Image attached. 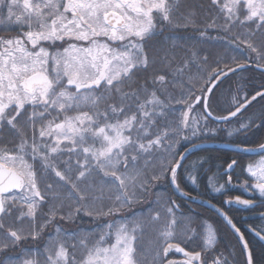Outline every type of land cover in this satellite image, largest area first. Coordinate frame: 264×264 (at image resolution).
<instances>
[{"label": "snow or ice", "instance_id": "snow-or-ice-1", "mask_svg": "<svg viewBox=\"0 0 264 264\" xmlns=\"http://www.w3.org/2000/svg\"><path fill=\"white\" fill-rule=\"evenodd\" d=\"M0 25L9 33L0 35V255L39 240L57 219L117 216L161 181L177 197L157 196L140 214L105 223L98 233L57 226L42 248L22 249L0 264H235L234 252L218 251L213 223L194 208L182 211L178 199L212 209L235 235L244 264H255L229 211L260 208L264 220V142L238 144V152L261 159L245 166L252 179L239 185L250 198L221 206L213 194L237 186L239 162L227 163L224 183L219 170L208 178L203 199L199 173L208 161L189 155L218 131L234 137L264 128V112L240 119L253 102H264V85L253 92L238 87L222 114L211 103L230 73L254 66L264 74V0H208L202 26L186 0H0ZM189 27L199 43L235 45V66L218 60L206 75H194L192 66H207V56L192 51L177 62L165 50L167 72L141 82L138 74L156 63L149 41ZM233 122L234 129L212 126ZM248 231L264 241V226Z\"/></svg>", "mask_w": 264, "mask_h": 264}, {"label": "trees", "instance_id": "trees-1", "mask_svg": "<svg viewBox=\"0 0 264 264\" xmlns=\"http://www.w3.org/2000/svg\"><path fill=\"white\" fill-rule=\"evenodd\" d=\"M186 4L195 13L197 25L202 26L207 17L208 0H186ZM210 34L212 36L217 35L215 31L211 30ZM220 35H224V33H220ZM168 37L175 38V43L178 46L174 48L172 41L167 39ZM198 41L199 32L191 27L179 31H168L162 36H157L155 39L149 41V55L156 58V63L149 73L138 74L141 82L146 76H150L152 72H167V68L162 62V57L165 50H167L170 54L174 53L177 58V62L185 57L191 58L192 51L196 52L201 58L207 56V66H192L191 71L194 75H206L207 67L214 66L218 60H226L229 63H233L232 57L234 55L240 56V50L237 49L235 45L226 47L224 41L210 40L203 43H199ZM244 55H248L247 49H244ZM233 66H235L234 63ZM262 85H264V74H261V72L254 66L248 71H239L230 75L229 77L225 78L222 83H219L216 89H214L215 95L211 99L213 111L218 115L222 114L223 110L227 108L232 94L236 93L238 87H241L242 91L253 92ZM261 112H264V102H253V104L249 106L247 112H245V114L241 116L240 119L247 120L249 117L257 118ZM212 126L217 127L218 129H234L237 127V124L233 122L230 125L223 123L213 124ZM262 142H264V128H254L251 132L247 133L246 136L240 135L234 137H228L225 131H218V135L215 138L200 139L197 141L199 145L222 144L236 147L241 143L244 146L254 147ZM5 143H7V140H5ZM188 147H191V145H188ZM201 157L206 158L208 161L204 165L202 171L199 173L200 186L198 190L201 193L203 199L209 198L208 193L205 192V185L208 182V178L210 176L217 175L219 170L220 175L218 177V183H224L227 177L222 175L223 171L227 167V163L233 159L237 160L240 165L239 167H236L235 171L232 173L233 183L243 184L246 179L251 182L244 175V168L247 164L253 163L256 157L225 149L202 148L194 151L189 156V160L192 161ZM227 193L228 190L223 194H213L214 198L212 199V203H215L217 206H221L223 204V200L228 197L226 195ZM157 196H172L174 199L177 198L174 195L172 189L168 187L167 183L165 181H161L150 189L149 193L144 197L142 203L133 205L131 209H124L117 216L98 217L96 219L85 216L76 223H65L57 219L53 224H49L44 229L39 240L34 241L29 239L23 241L20 248L9 250L6 253L0 255V260L4 259L5 256H17L22 249L42 248L44 244L47 243L49 236L55 234V229L57 226L61 227L66 232L83 230L88 232L96 231L98 233L100 227L105 223L113 222L124 217H131L133 213L140 214L144 209L149 207V205L157 198ZM178 202L183 205L182 211L185 213H187L189 208H194L201 217L207 218L210 222H212L214 227L218 229V251L223 252L225 255L234 252L235 255L232 257V259L235 260V264H244V257L241 254L240 245L237 243L234 235L227 229L224 223L216 215L197 204L185 203L183 199H178ZM25 227L27 228V225H25ZM192 227L199 228V222L194 223ZM246 239L249 241L250 247L253 251L255 264H264V246L253 238ZM191 247L194 250H199L196 245H192Z\"/></svg>", "mask_w": 264, "mask_h": 264}, {"label": "flooded vegetation", "instance_id": "flooded-vegetation-1", "mask_svg": "<svg viewBox=\"0 0 264 264\" xmlns=\"http://www.w3.org/2000/svg\"><path fill=\"white\" fill-rule=\"evenodd\" d=\"M3 27H4L3 25H0V35L9 34L3 31ZM236 185H237L236 187L228 188V193L226 194L228 197H226L225 199L234 198L235 196H240L242 199L250 198L249 195L243 192L242 188L239 186L242 184H236ZM225 209L228 210V207L227 208L225 207ZM260 211H261L260 208H257L255 211H252L248 209L239 210V209H234L232 207V209L229 211V214L233 217L234 222L237 223L238 227H240L242 231L245 233L246 238H253L256 240L255 235L252 232H249L248 228L249 226H256V227L264 226V220H261L259 216ZM174 258L178 260L182 259V257L178 256L177 254H174Z\"/></svg>", "mask_w": 264, "mask_h": 264}, {"label": "water", "instance_id": "water-1", "mask_svg": "<svg viewBox=\"0 0 264 264\" xmlns=\"http://www.w3.org/2000/svg\"><path fill=\"white\" fill-rule=\"evenodd\" d=\"M237 72H239V70L237 71ZM236 72V73H237ZM232 74H234V73H230L229 74V76L230 75H232ZM227 78V77H226ZM225 78H223V80H224ZM234 119V118H233ZM202 148H219V149H225V150H229V151H233V152H238L237 151V147L236 146H231V145H222V144H203V145H200V147L199 148H196V149H193V151H195V150H198V149H202ZM238 153H243V154H249V155H255V156H257V155H260L259 153H249V152H238ZM203 207H205V208H207V209H209V210H211L213 213H215L212 209H210L207 205H203ZM233 207H235L236 209H244V208H242V207H240V206H233ZM216 214V213H215ZM217 215V214H216ZM218 216V215H217ZM219 217V216H218ZM221 220H222V218L221 217H219ZM223 221V220H222ZM230 229V228H229ZM231 230V229H230ZM255 238L264 246V241H261V240H259V238L258 237H256L255 236ZM179 256H181L182 257V255L181 254H178Z\"/></svg>", "mask_w": 264, "mask_h": 264}, {"label": "rangeland", "instance_id": "rangeland-1", "mask_svg": "<svg viewBox=\"0 0 264 264\" xmlns=\"http://www.w3.org/2000/svg\"><path fill=\"white\" fill-rule=\"evenodd\" d=\"M260 160V159H259Z\"/></svg>", "mask_w": 264, "mask_h": 264}]
</instances>
